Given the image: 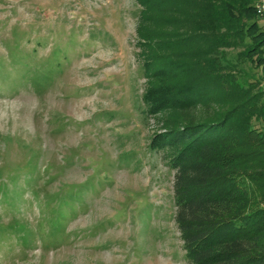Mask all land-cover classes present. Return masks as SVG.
I'll use <instances>...</instances> for the list:
<instances>
[{
	"label": "rangeland",
	"instance_id": "rangeland-1",
	"mask_svg": "<svg viewBox=\"0 0 264 264\" xmlns=\"http://www.w3.org/2000/svg\"><path fill=\"white\" fill-rule=\"evenodd\" d=\"M136 8L0 0V264H190Z\"/></svg>",
	"mask_w": 264,
	"mask_h": 264
},
{
	"label": "trees",
	"instance_id": "trees-1",
	"mask_svg": "<svg viewBox=\"0 0 264 264\" xmlns=\"http://www.w3.org/2000/svg\"><path fill=\"white\" fill-rule=\"evenodd\" d=\"M148 117L190 264H264V20L256 0H135ZM180 121V124H177Z\"/></svg>",
	"mask_w": 264,
	"mask_h": 264
},
{
	"label": "built area",
	"instance_id": "built-area-1",
	"mask_svg": "<svg viewBox=\"0 0 264 264\" xmlns=\"http://www.w3.org/2000/svg\"><path fill=\"white\" fill-rule=\"evenodd\" d=\"M256 7L258 13L261 15V17L264 20V0H256Z\"/></svg>",
	"mask_w": 264,
	"mask_h": 264
}]
</instances>
